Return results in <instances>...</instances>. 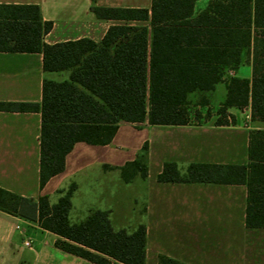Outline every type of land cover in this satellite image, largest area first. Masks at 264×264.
<instances>
[{
  "label": "trees",
  "instance_id": "1",
  "mask_svg": "<svg viewBox=\"0 0 264 264\" xmlns=\"http://www.w3.org/2000/svg\"><path fill=\"white\" fill-rule=\"evenodd\" d=\"M152 0L150 8L92 7L98 19L114 21L99 43L85 38L47 44L53 29L38 5L0 4V52L41 53L45 73L70 71L62 82L45 79L41 108L0 103V111L40 110V188L65 170L79 142L112 143L121 122L190 124V100L209 92L229 71L251 64L252 78L229 77L227 99L216 124H235L230 108L251 107L264 124V0ZM203 105L206 103L203 102ZM201 117L199 111L195 119ZM247 165L190 164L185 172L166 162L160 183L245 185L246 226L264 228V128L250 132ZM149 146L123 168L128 181L148 176ZM73 187L51 205L48 196L25 198L0 188V210L38 222L58 236L56 247L94 264H146V226L133 233L114 230L109 214L94 212L71 225ZM158 264H186L165 255Z\"/></svg>",
  "mask_w": 264,
  "mask_h": 264
},
{
  "label": "crops",
  "instance_id": "2",
  "mask_svg": "<svg viewBox=\"0 0 264 264\" xmlns=\"http://www.w3.org/2000/svg\"><path fill=\"white\" fill-rule=\"evenodd\" d=\"M152 0H0V4L38 5L53 29L50 45L80 39L101 42L114 21L96 17L92 7L150 8ZM70 71L45 73L41 53L0 52V103H27L41 108L45 79L62 82ZM229 77L250 80L246 64L204 97L210 108L202 123L184 126L135 125L121 122L109 145L77 143L66 157L65 170L40 188V110L0 111V188L25 198L48 196L58 203L70 188L69 222L79 225L97 211L107 212L114 230L133 233L146 226V264L165 255L186 264H264V228L246 226L245 185L160 183L166 162L182 172L192 163L247 165L251 107L230 108L235 124L219 126L217 110L227 99ZM213 107L218 109L212 112ZM253 124H255L253 122ZM255 129H260L256 127ZM148 143V176L128 181L123 168L134 162ZM58 236L38 222L0 210V264H94L56 247ZM30 242V246H26Z\"/></svg>",
  "mask_w": 264,
  "mask_h": 264
},
{
  "label": "rangeland",
  "instance_id": "3",
  "mask_svg": "<svg viewBox=\"0 0 264 264\" xmlns=\"http://www.w3.org/2000/svg\"><path fill=\"white\" fill-rule=\"evenodd\" d=\"M207 2H208V0H201V1L198 3V9L204 7L205 4H206ZM204 99H205V98L202 97V96H195L194 98H192V101L190 102V106H189L191 114L195 115V113H196L197 111H199L197 105H198V104L202 105L201 102H204ZM201 108H202V109L204 110V112H205V117H206V115H209L210 110H211L210 108H207V109H206V107H201ZM217 109H218L217 107H213L212 112H215ZM205 117H202V120H203ZM202 120H201V119H199V120H195V121H196L195 123H202ZM250 127H251L252 130H255L256 127H258V128H259V127H260V128H264V124H259V123H255V124H253V122H251V123H250Z\"/></svg>",
  "mask_w": 264,
  "mask_h": 264
},
{
  "label": "built area",
  "instance_id": "4",
  "mask_svg": "<svg viewBox=\"0 0 264 264\" xmlns=\"http://www.w3.org/2000/svg\"><path fill=\"white\" fill-rule=\"evenodd\" d=\"M229 75H231V76L234 75V71H229ZM248 119L251 120V117H248ZM25 244H26V246H30L31 243L26 242Z\"/></svg>",
  "mask_w": 264,
  "mask_h": 264
}]
</instances>
